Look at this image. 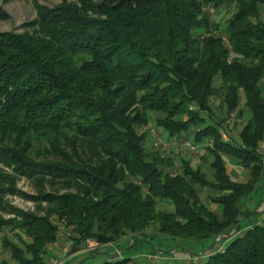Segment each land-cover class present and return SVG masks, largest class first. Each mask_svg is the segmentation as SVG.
<instances>
[{
    "label": "trees",
    "instance_id": "1",
    "mask_svg": "<svg viewBox=\"0 0 264 264\" xmlns=\"http://www.w3.org/2000/svg\"><path fill=\"white\" fill-rule=\"evenodd\" d=\"M31 3L0 33V264H45L59 226L102 264L154 240L195 257L209 243L195 264H264V0ZM152 128L198 160L147 148Z\"/></svg>",
    "mask_w": 264,
    "mask_h": 264
},
{
    "label": "rangeland",
    "instance_id": "2",
    "mask_svg": "<svg viewBox=\"0 0 264 264\" xmlns=\"http://www.w3.org/2000/svg\"><path fill=\"white\" fill-rule=\"evenodd\" d=\"M62 1H73V0H38V3L41 5L46 6H55L59 4ZM0 8L7 14L8 19L0 21V33H9V32H21L20 27L32 20L35 16V11L33 9L31 0H14L9 3H4L3 0H0ZM212 12V19L216 22H222L224 21L227 16L225 13H216ZM148 131V141H147V148H151L154 151H165L166 153H169L170 151H180L182 154H188L189 156L195 158L198 160L199 154L195 150L193 146L190 145V143H180L173 142L168 143L162 139L156 130L154 128L152 129H146ZM260 151L264 154V142L260 144ZM229 166L228 173L230 176L235 180H241L243 179L244 173L240 172L236 167ZM17 188L25 193L33 194L34 190L33 187L25 180H20L17 183ZM8 202L14 206L17 209L27 211V212H33L34 211V205L31 202L23 201L16 197H9L7 198ZM264 200V197H263ZM262 200V202H263ZM264 210V209H263ZM262 210V203L256 210L253 217L250 219L252 222H259L260 220V214L263 212ZM5 218H8L7 216H4ZM54 221V220H53ZM151 232H148L150 235L153 234V230H150ZM152 233V234H151ZM160 239V238H158ZM162 241L164 239H161ZM157 240H154L152 243L153 249L150 248H142L141 253L137 256H130L126 251L122 254L124 258L132 257L134 258V262L137 264H159L160 261L167 262L168 264H189L190 260L193 258L196 259V257H200L203 255V252L208 250L210 248L209 243H203L202 246H199L198 251L199 254L195 256H188L187 253L189 252H183L178 251V249H175L173 252L169 253L170 250L169 247H159L156 242ZM133 242H131L132 244ZM180 245V244H179ZM122 245H120L121 247ZM182 249L184 250L187 248L185 245H181ZM75 246L74 243L71 241L69 230L64 228L63 226H59V234L58 239L56 243L53 246H48V251L50 253V256L46 258L45 264H47L51 257L52 260L57 261L59 264H102L107 259L103 255H96L92 257V254L100 251L101 249L97 250V247L95 244L85 243L82 246ZM101 248V246H100ZM123 248V247H121ZM97 251H96V250ZM162 249V250H161ZM121 250V249H120ZM107 252H109L108 249H106ZM196 252V251H195ZM77 254V258L69 261L70 257ZM197 254V253H194ZM172 255V256H171ZM186 257V258H185ZM188 257V258H187ZM69 261V262H67ZM196 263V262H192ZM126 264H131V262H127Z\"/></svg>",
    "mask_w": 264,
    "mask_h": 264
},
{
    "label": "crops",
    "instance_id": "3",
    "mask_svg": "<svg viewBox=\"0 0 264 264\" xmlns=\"http://www.w3.org/2000/svg\"><path fill=\"white\" fill-rule=\"evenodd\" d=\"M164 246L165 247H169V249L168 250H170V252L169 253H171V252H173L175 249H174V245H172V244H170V243H162V245L161 244H159V247H163L164 248ZM162 250V249H161ZM183 252H192V248H190V247H187V248H185L184 250H182ZM118 254H120V252L118 253ZM77 254H75V255H73V256H71L70 257V259H69V261H71V260H73V259H75V258H77ZM172 256V255H171ZM69 261H67V262H69Z\"/></svg>",
    "mask_w": 264,
    "mask_h": 264
},
{
    "label": "built area",
    "instance_id": "4",
    "mask_svg": "<svg viewBox=\"0 0 264 264\" xmlns=\"http://www.w3.org/2000/svg\"><path fill=\"white\" fill-rule=\"evenodd\" d=\"M53 258L51 257V259H50V261L47 263V264H59V263H57V261H54V260H52ZM198 259H199V257L197 258L196 257V259H192V260H190V262H198Z\"/></svg>",
    "mask_w": 264,
    "mask_h": 264
},
{
    "label": "water",
    "instance_id": "5",
    "mask_svg": "<svg viewBox=\"0 0 264 264\" xmlns=\"http://www.w3.org/2000/svg\"><path fill=\"white\" fill-rule=\"evenodd\" d=\"M264 209V200H263V202H262V210ZM235 233V231H234V229H233V232H232V234L231 235H233Z\"/></svg>",
    "mask_w": 264,
    "mask_h": 264
}]
</instances>
